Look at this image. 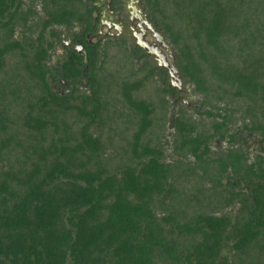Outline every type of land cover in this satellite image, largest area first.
Instances as JSON below:
<instances>
[{
    "label": "trees",
    "instance_id": "trees-1",
    "mask_svg": "<svg viewBox=\"0 0 264 264\" xmlns=\"http://www.w3.org/2000/svg\"><path fill=\"white\" fill-rule=\"evenodd\" d=\"M142 3L195 112L86 0H0V264H264V0Z\"/></svg>",
    "mask_w": 264,
    "mask_h": 264
},
{
    "label": "flooded vegetation",
    "instance_id": "flooded-vegetation-1",
    "mask_svg": "<svg viewBox=\"0 0 264 264\" xmlns=\"http://www.w3.org/2000/svg\"><path fill=\"white\" fill-rule=\"evenodd\" d=\"M93 8V22H94V32L87 35V39L92 42H97L100 39H113V40H126L130 48H136L142 51V53L147 57L151 62L152 67L157 70V77L161 80L164 78L168 88L170 90L169 99L173 104L180 103L181 105L186 106L185 98L188 95L184 80L179 71L176 59L175 51L170 55L165 51L160 43L159 34L162 31L154 24L150 16L143 6L142 0L140 4H135L131 6L136 9V12H129L127 9V1L122 0V7L118 9L112 2V0H86ZM137 0H134V2ZM141 10L143 12H141ZM140 12V13H139ZM148 14V17L145 15ZM150 23V27H149ZM85 31L82 26L75 28L74 34H83ZM163 34V33H162ZM139 37H142L148 47L152 48L155 51L160 50V55H164L168 62V67H158V63L154 62V59L148 55V52L143 50L138 46ZM64 36H61V43L59 46H62L63 52L67 49H73L79 52L81 43L78 39H75L74 36H70L64 44ZM159 38V40L157 39ZM163 42V41H162ZM83 49V47H82ZM84 50L79 53L82 54ZM162 52V53H161ZM178 69V74H177ZM183 81V83H181Z\"/></svg>",
    "mask_w": 264,
    "mask_h": 264
},
{
    "label": "water",
    "instance_id": "water-1",
    "mask_svg": "<svg viewBox=\"0 0 264 264\" xmlns=\"http://www.w3.org/2000/svg\"><path fill=\"white\" fill-rule=\"evenodd\" d=\"M126 3H127V9H128V11L131 12V13H133L134 10H135L134 12H136V9L135 8H132L131 6H133L135 4H140L141 1L140 0H137V1L134 2V0H129ZM141 12H143V11L141 10ZM145 17H148V14H146ZM149 27H150V23H149ZM159 38H160V43H161L162 48L171 55L172 52H174V49L167 42L164 34L160 33L159 34ZM159 38H157V39L159 40ZM137 44L143 50H145V51L148 52V55L154 59V62L155 63H158V67L159 68H161V67H168V62L166 61L167 59L165 58L164 55H160V50L159 49H157L158 51H155L152 48L148 47L147 43L144 42V40L142 39V37H139V40H138V43ZM82 50H83L82 47H80L79 52L82 51ZM177 74H178V69H177ZM181 83H183V81Z\"/></svg>",
    "mask_w": 264,
    "mask_h": 264
},
{
    "label": "rangeland",
    "instance_id": "rangeland-1",
    "mask_svg": "<svg viewBox=\"0 0 264 264\" xmlns=\"http://www.w3.org/2000/svg\"><path fill=\"white\" fill-rule=\"evenodd\" d=\"M26 1H28V0H26ZM60 31L62 32V35L61 36H64L65 38H64V44H65V42L67 41V39L70 37V33H67V30L66 29H60ZM63 47L62 46H58V48H57V50H56V53L54 54V57H53V61L51 62L52 63V65H55V63L62 57V54H63V49H62ZM182 79H183V77H182ZM187 89V91H188V95H187V97L185 98V103H186V106H188L189 108H191L190 110L192 111V112H195V111H197L198 110V106H197V103H198V99H197V97L195 96V95H193V93H192V88L191 87H188V88H186ZM172 105H174V109L172 110L173 112H172V115H174L175 114V111L178 109V107L180 106V103H178V104H173L172 103ZM171 138H172V131H170L169 132V134H168V137H167V140L168 141H170L171 140ZM249 144V145H248ZM247 147H252L253 149H257L258 148V150H259V145H258V143H257V141H253V140H251V142L250 143H247V144H245ZM223 146V145H222ZM222 146L221 145H219V146H217L218 147V149H220V148H222ZM253 149H251V150H253Z\"/></svg>",
    "mask_w": 264,
    "mask_h": 264
},
{
    "label": "crops",
    "instance_id": "crops-1",
    "mask_svg": "<svg viewBox=\"0 0 264 264\" xmlns=\"http://www.w3.org/2000/svg\"><path fill=\"white\" fill-rule=\"evenodd\" d=\"M93 2H95V0H93ZM74 32H75V30L70 33V36H72L74 34Z\"/></svg>",
    "mask_w": 264,
    "mask_h": 264
}]
</instances>
